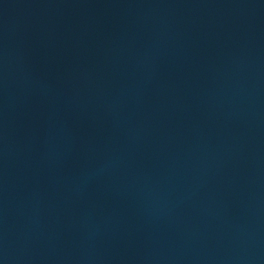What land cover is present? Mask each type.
Instances as JSON below:
<instances>
[{
  "label": "water",
  "instance_id": "1",
  "mask_svg": "<svg viewBox=\"0 0 264 264\" xmlns=\"http://www.w3.org/2000/svg\"><path fill=\"white\" fill-rule=\"evenodd\" d=\"M0 264H264V0H0Z\"/></svg>",
  "mask_w": 264,
  "mask_h": 264
}]
</instances>
